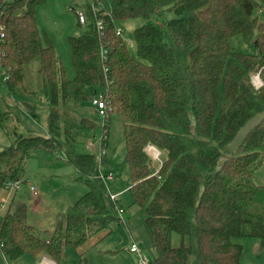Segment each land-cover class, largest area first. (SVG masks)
Instances as JSON below:
<instances>
[{"label":"trees","instance_id":"1","mask_svg":"<svg viewBox=\"0 0 264 264\" xmlns=\"http://www.w3.org/2000/svg\"><path fill=\"white\" fill-rule=\"evenodd\" d=\"M43 1L0 0V81L13 96L23 86L24 66L38 59L41 93L49 105L47 136L13 132L10 145L0 150V187L25 183L29 153L61 151L60 137L72 148L80 136L87 140L100 129L103 150L115 113L122 121L124 191L144 214L155 252L149 263L186 264L191 256L192 264H239L243 248L234 238L257 239L264 251V210L251 211L264 205V186L252 180L264 164V121L236 152L226 149L244 123L264 111V0H101L95 12L85 4L82 33L68 37L72 78L37 26L34 10ZM165 9L176 16L164 22L170 43L150 22ZM135 18L147 23L133 31V55L116 29ZM236 35L257 53L232 50L228 41ZM253 74L263 82L259 89L251 84ZM100 92L104 117L95 110L97 118L76 122L61 116L59 107L91 103ZM5 114L0 111V121ZM147 146L158 151V160ZM98 156L99 161L88 149L65 152L87 191L57 215L51 232L42 235L26 223L22 201L9 203L0 223L6 261L45 255L59 264L69 247L78 252V264H89L81 247L122 221L113 212L122 206L110 200L98 172L103 154ZM173 233L186 237L188 245L172 247Z\"/></svg>","mask_w":264,"mask_h":264},{"label":"rangeland","instance_id":"2","mask_svg":"<svg viewBox=\"0 0 264 264\" xmlns=\"http://www.w3.org/2000/svg\"><path fill=\"white\" fill-rule=\"evenodd\" d=\"M85 4H89V0H44L34 10L37 26L54 46L57 61L65 69L68 78L74 76L68 37L78 36L83 31V26L77 24L73 10H80ZM174 17L176 16L172 11L165 9L160 15L150 18L151 23L162 29L167 43H170V38L164 27V22ZM145 23H147L146 19L135 18L118 24V28L121 29V37L133 55L135 54L133 31ZM228 44L232 50L239 53H257V49L251 43H245L239 35L231 37ZM38 68V59H33L24 66L23 86L18 88L13 96L7 94L5 84L2 80L0 81V111L6 113L0 121V150L10 145L13 132L27 137L48 135L46 118L49 105L41 93V76L38 73ZM59 109L61 116L72 122H76L82 117L97 118L90 101H82L78 106H61ZM100 134V129H96L91 138L87 140L80 136L72 148L65 145L63 138L60 137L61 151H31L29 153L25 163L23 181L30 180L36 186L35 189L39 190L36 191L42 194L40 198L43 199L36 201L37 211L29 209L28 200L32 201L33 197L30 196L24 182L21 184L20 190H8L3 186L0 187V198L7 200V206L12 200L22 201L26 205V209H29L26 223L34 226L44 224V227L40 226L43 227L41 230L40 227L37 228L42 235H45V232H51L55 224L53 216L63 210L59 209L60 206L72 200L73 204L87 191L84 179L79 177L73 167L66 163L65 152L85 153L89 147V140H92L94 146H90V149L94 147L92 153L99 161ZM103 151V162L99 164L98 172L104 176L109 172L115 175L112 180H103L107 192L114 194L128 186L127 165L124 162L122 121L118 114L111 113L109 116L106 145L103 147ZM150 157L153 160L158 159L152 155ZM252 180L255 185L264 186V164L254 172ZM74 198L76 199L74 200ZM118 200V203L125 209V213L120 217L115 209L113 212L122 221L112 224L110 230L101 231L81 247L89 264H137L136 257L128 250L132 244L141 249L149 260L155 256L149 233L143 221V212L133 203L129 191H124ZM263 210V204H255L251 208L253 212L261 213ZM5 211H0V223ZM44 214H47L46 218L40 219L39 217ZM232 241L243 248L239 264H264V251L260 248L257 239L234 238ZM171 245L174 248L180 245L187 246L188 240L186 237L173 233ZM63 253L59 264H78L77 251L67 247ZM45 257L38 262L34 257L24 255L15 261L8 262L0 254V264H41L47 259ZM192 262L193 257H188L186 264H192Z\"/></svg>","mask_w":264,"mask_h":264},{"label":"built area","instance_id":"3","mask_svg":"<svg viewBox=\"0 0 264 264\" xmlns=\"http://www.w3.org/2000/svg\"><path fill=\"white\" fill-rule=\"evenodd\" d=\"M102 1H107V0H102ZM102 1L101 0H89V4L91 6V9L94 12L100 10L102 8V6H101L102 5ZM73 11H74V14L76 16L77 23L80 24L81 26H83L85 24V22H86V18H85V14H84L83 10L80 9V10H73ZM96 27H97V29L101 28V24L100 23H97L96 24ZM1 29H2V27L0 26V30ZM116 34L117 35H121V29L120 28H117L116 29ZM0 37H2L1 32H0ZM250 81H251V84L254 87V89H259V88H261L263 86V82L260 79V77H259L258 74L252 75L251 78H250ZM91 104L94 107V110L97 112V114H98L99 117L102 118V117L105 116L106 113L104 112L105 104H104V99H103V93L100 92V93L92 96L91 97ZM88 145H89L88 151L92 152V150L94 149V147L92 149H90L91 148L90 146H94L93 143H92V140H89ZM149 148H154V147L147 146V148H146L147 154H149L148 153V149ZM99 152H100V154H103L104 153L103 150H100ZM158 155H159V153L157 151V154H156L155 157L158 158ZM101 177L103 179L112 180L114 178V174L111 173V172H109L106 176H101ZM25 183L28 186L29 191L31 192V195L33 197H36L38 195V192L36 191V189L33 186H31L28 182H25ZM21 184H22L21 181H15V182H9V181H7V182H5L3 184V187L5 189H8V190H18L20 188ZM116 197H117L116 194H109V198H110V200L112 202H115ZM5 203H6L5 200H1L0 201V211H5V209H6V204ZM115 210H116L118 216H120V217L125 213V211L123 210V208H120L118 206L115 207ZM129 251L131 253H133L134 256L136 257L137 264H149L148 257L135 244L130 245ZM41 264H52V262L51 261L49 262L47 260H44V261L41 262Z\"/></svg>","mask_w":264,"mask_h":264},{"label":"water","instance_id":"4","mask_svg":"<svg viewBox=\"0 0 264 264\" xmlns=\"http://www.w3.org/2000/svg\"><path fill=\"white\" fill-rule=\"evenodd\" d=\"M255 34V32H254ZM264 121V111L255 114L235 133L234 137L226 144L228 151L236 152L249 133Z\"/></svg>","mask_w":264,"mask_h":264},{"label":"crops","instance_id":"5","mask_svg":"<svg viewBox=\"0 0 264 264\" xmlns=\"http://www.w3.org/2000/svg\"><path fill=\"white\" fill-rule=\"evenodd\" d=\"M74 169V168H73ZM75 170V169H74ZM75 172H76V170H75ZM25 173V172H24ZM77 173V172H76ZM25 177V176H24ZM24 179V178H23ZM25 182H28L31 186H33L34 188L36 187L35 185H33L32 184V182L29 180L28 181V179H26L25 180ZM25 187L27 188V190H28V192H29V194H30V196L31 197H33L32 195H31V192L29 191V188H28V186L26 185V183H25ZM21 189V187L18 189V190H20ZM37 191H39L38 189H36ZM54 191V190H53ZM124 193V190H122V191H116V192H114V194H116L117 195V197H116V199L118 200L119 199V196L120 195H122ZM42 196V194H40L39 192H38V195L36 196V197H33L32 198V201L29 199L28 200V202L30 203H28L27 205L29 206V209L30 210H33V211H37L38 209H37V205H36V201L38 200V201H41L42 199L40 198ZM39 198V199H38ZM69 199V197L67 198V200ZM76 198H74V200H75ZM1 200H5V204H6V206H7V204H8V202H7V200L5 199V198H0V201ZM73 201V200H72ZM72 201H68V202H66L65 204H62L61 206H60V208L59 209H63V210H61V212L60 213H56L54 216H53V221H56V217H57V215L58 214H62V213H64L65 211H66V209L67 208H69L71 205H72ZM119 201V200H118ZM32 203V204H31ZM28 209V210H29ZM27 210V211H28ZM47 214H49V213H47ZM47 214H44V215H41V217H39L40 219H43V218H46V216H47ZM50 215H51V213H50ZM27 216H28V212H26V219H27ZM30 226H32V227H34L37 231H39V229L41 230L43 227H44V224L43 225H40V226H43V227H40V226H34V225H31L30 224ZM40 227V228H39ZM52 227H53V224H52ZM37 228H39V229H37ZM48 230V229H47ZM44 231H46V230H44ZM40 233V232H39ZM1 254V253H0ZM64 254V253H63ZM43 257H45V255H43V256H41V258H43ZM41 258H39V260H41ZM45 258H47V257H45ZM4 259V258H3ZM5 260V259H4ZM39 260H37L38 262H39ZM47 261H49L50 262V260L47 258L46 259ZM52 264H54L53 262H52Z\"/></svg>","mask_w":264,"mask_h":264},{"label":"bare ground","instance_id":"6","mask_svg":"<svg viewBox=\"0 0 264 264\" xmlns=\"http://www.w3.org/2000/svg\"><path fill=\"white\" fill-rule=\"evenodd\" d=\"M148 152H149L150 155H152V156H154V157H155L156 154H157V150H155L154 148H149V149H148Z\"/></svg>","mask_w":264,"mask_h":264}]
</instances>
